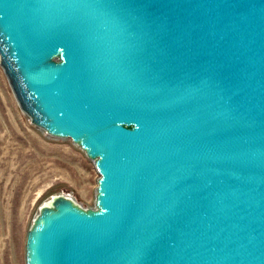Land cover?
Masks as SVG:
<instances>
[{
	"label": "water",
	"instance_id": "obj_1",
	"mask_svg": "<svg viewBox=\"0 0 264 264\" xmlns=\"http://www.w3.org/2000/svg\"><path fill=\"white\" fill-rule=\"evenodd\" d=\"M0 66L98 172L25 264H264V0H0Z\"/></svg>",
	"mask_w": 264,
	"mask_h": 264
},
{
	"label": "rangeland",
	"instance_id": "obj_2",
	"mask_svg": "<svg viewBox=\"0 0 264 264\" xmlns=\"http://www.w3.org/2000/svg\"><path fill=\"white\" fill-rule=\"evenodd\" d=\"M0 66V264H25V228L36 204L65 192L93 203L97 170L68 137H53L23 113Z\"/></svg>",
	"mask_w": 264,
	"mask_h": 264
}]
</instances>
